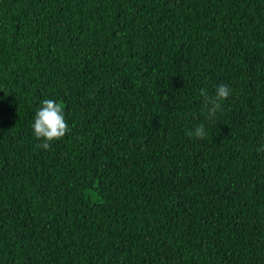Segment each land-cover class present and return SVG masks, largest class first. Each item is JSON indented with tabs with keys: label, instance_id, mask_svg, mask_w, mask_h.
I'll list each match as a JSON object with an SVG mask.
<instances>
[{
	"label": "trees",
	"instance_id": "trees-1",
	"mask_svg": "<svg viewBox=\"0 0 264 264\" xmlns=\"http://www.w3.org/2000/svg\"><path fill=\"white\" fill-rule=\"evenodd\" d=\"M0 264H264V0H0Z\"/></svg>",
	"mask_w": 264,
	"mask_h": 264
},
{
	"label": "clouds",
	"instance_id": "clouds-1",
	"mask_svg": "<svg viewBox=\"0 0 264 264\" xmlns=\"http://www.w3.org/2000/svg\"><path fill=\"white\" fill-rule=\"evenodd\" d=\"M231 93L230 87L220 84L215 89V95L210 96L205 89L200 90L203 98V109L208 118H212L221 110L222 102L226 100ZM33 132L37 140L43 141L39 147L48 150L51 142L60 140L68 132V124L63 115V107L53 99H44L41 101V107L35 114ZM196 138H204L206 135L205 126L197 125L195 129L189 132Z\"/></svg>",
	"mask_w": 264,
	"mask_h": 264
}]
</instances>
